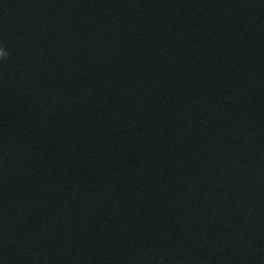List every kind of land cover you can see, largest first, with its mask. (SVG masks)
Instances as JSON below:
<instances>
[{
	"label": "water",
	"instance_id": "water-1",
	"mask_svg": "<svg viewBox=\"0 0 264 264\" xmlns=\"http://www.w3.org/2000/svg\"><path fill=\"white\" fill-rule=\"evenodd\" d=\"M0 264H264V0H0Z\"/></svg>",
	"mask_w": 264,
	"mask_h": 264
},
{
	"label": "clouds",
	"instance_id": "clouds-1",
	"mask_svg": "<svg viewBox=\"0 0 264 264\" xmlns=\"http://www.w3.org/2000/svg\"><path fill=\"white\" fill-rule=\"evenodd\" d=\"M9 55V52L7 48L3 45V43H0V58H5Z\"/></svg>",
	"mask_w": 264,
	"mask_h": 264
}]
</instances>
